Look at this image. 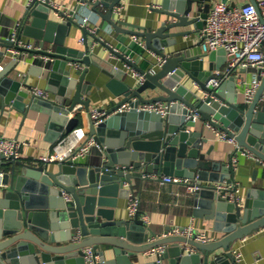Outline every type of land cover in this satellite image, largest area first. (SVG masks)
<instances>
[{
    "label": "water",
    "instance_id": "water-1",
    "mask_svg": "<svg viewBox=\"0 0 264 264\" xmlns=\"http://www.w3.org/2000/svg\"><path fill=\"white\" fill-rule=\"evenodd\" d=\"M121 1L80 0L70 15L61 19L54 15L50 0L31 1L20 35L40 41L44 47L39 52L52 57L47 66L38 59L30 67V73L46 77L51 92L48 97L31 91L29 74H10L18 61L6 53L13 42L0 36L2 106L45 114L48 140L56 141L82 123V111L75 110L77 104L86 111L91 108L94 82L86 76L92 65L108 76L106 86L118 98L106 108L108 116L100 122L88 114V135L98 144L97 161L68 156L55 165L24 158L0 162V167L4 162L9 164L0 186V264H164L166 258L168 264H236L232 243L264 226V166L261 181L248 188L241 203L218 192L214 182L234 180L236 166L229 159L208 156L213 145L203 150L208 141L206 129H197L193 117L194 110L198 111L204 122L235 136L240 151L252 152L256 164L253 177L257 179L264 161V74L254 97L246 102L239 100L242 90L234 74L218 86L209 82L216 76L214 69L226 60L224 49L196 53L184 46L167 52V46L176 43L178 36L202 29L213 0H162L157 9L162 18L149 28L116 19L114 7ZM82 3L89 4L102 17L97 33L108 21L119 32L143 38L145 45L165 61L151 72L121 54L127 64L145 73L144 81L138 82L126 68L107 60L104 66V57L93 51L88 36L103 44L104 41L87 28L83 27V47L68 45L66 37L72 26L80 25L76 15ZM189 24L194 27L174 29ZM207 55L218 62L211 61L206 67ZM75 62L84 67L77 68ZM186 75L202 92L182 82ZM158 100L174 101L167 115L137 107ZM127 102L131 108L115 111ZM72 111L75 112L70 116ZM147 173L176 175L199 184L191 193L194 214L214 218L216 227L226 234L201 242L170 234L168 227L164 235L157 236L139 214L116 216L119 198L134 192L132 179ZM101 244L106 247L100 248ZM160 244L166 245L165 251L145 259L143 253ZM187 244L197 250L191 251ZM88 245L101 254L99 262L86 261L83 248Z\"/></svg>",
    "mask_w": 264,
    "mask_h": 264
},
{
    "label": "crops",
    "instance_id": "crops-1",
    "mask_svg": "<svg viewBox=\"0 0 264 264\" xmlns=\"http://www.w3.org/2000/svg\"><path fill=\"white\" fill-rule=\"evenodd\" d=\"M54 1L63 4L64 8L67 10H71L78 2H80L79 0ZM214 1L215 0H213L212 3ZM231 1H235L236 4H240L248 0H228L229 3ZM29 2L30 0H0V36L2 38H7L15 27L22 24V19L29 6ZM161 2L162 0H122L121 3L123 6L121 11L115 12L114 15L116 19L125 22L144 24L149 28V26L152 24L155 25L158 23L159 19L162 18V14L157 11ZM100 9L104 11L106 8L101 5ZM54 15L57 18H63L57 14ZM77 16H88L89 20L87 24L95 27L96 29L102 20L100 14L94 11L87 3H82ZM121 25L131 28V26L127 23H122ZM193 27V24H189L186 26H178L174 29L180 30ZM83 29L84 28L81 25H73L70 35L66 37V43L68 45L83 47L84 42L80 41V38L85 36ZM92 33L97 34L104 41L103 44L102 42L96 40V38L92 35L89 34L88 36L93 51L104 57V66L108 65L106 60L115 63L119 67L126 68L129 71V75L137 79V76L135 77L134 75V71L121 57L122 54L136 62V64L140 67L146 69L151 67L152 62L154 61L153 50L149 49L147 46H142L133 38V34L115 30V28L108 21L104 22L103 27L98 33L96 31ZM199 36L200 30L194 31L191 34L178 36L176 43L167 46V52L173 53L184 46H188L191 52L202 53L203 51L199 43H196L199 40ZM23 37L29 38L24 34ZM139 38L144 40L141 37ZM109 46L113 47V49H110ZM218 56H221V54ZM205 59L206 67L209 66L211 61H213L214 64L218 62L217 58L211 60L208 55L205 56ZM8 60L9 58L5 59V62H3L2 65L6 64ZM36 61L38 62V60L33 57L21 60L15 67H13L10 74H14L19 77H24L29 74L32 86H41L49 90L47 87L46 77L30 73V67L35 64ZM225 63L226 60L222 63L221 67L224 66ZM45 65L47 66V63ZM257 71L258 70L256 68L251 66H240L232 72V74L236 77L237 84L242 90L239 100H244L243 90L246 83L252 79L253 75ZM86 78L94 82L92 88L93 93L91 108L94 106L108 108L118 99L108 86H106L105 82L108 79V76L103 74L99 67L92 65ZM182 82H184L189 88L194 89L197 92H202L200 86L197 85V83H195V81L188 75L182 78ZM149 93L150 92H146L145 94L148 95ZM78 106H80V104L76 105V107ZM82 115V123L80 125H82L88 133V114L86 112H82ZM46 122L47 116L45 114L32 109L29 110L28 113H25L23 110L16 108L13 105H6L3 107L0 99V134L25 141V143L21 146L22 159H39L41 155L47 154L53 150V147L59 138L56 141H50L46 138ZM196 122L197 129L203 128L204 121L200 118V116ZM192 128L194 127H191V129ZM205 129L204 133L208 137V141L204 143L203 150H206L210 145H213V149L208 156L211 158H222L228 160L234 148L233 145L229 142L215 138L212 128L205 127ZM97 152L98 144L96 142L92 145L90 151L81 158L85 161H97L99 159L96 154ZM237 156L238 162L236 165V175L234 180L241 184L242 195L245 197L248 188L250 186L257 185L258 182L261 181L260 176L264 165L259 167V172L256 174L257 179H254V168L256 167V164L253 162V157L241 151L238 152ZM1 161L2 160H0V162ZM56 161L57 160L48 161L46 163L55 165ZM8 165V162H4L2 168L5 169ZM162 176H164V174L147 173L144 174L143 177H135L132 179L134 194L140 198V211L138 214L141 218H143L144 214L149 216L151 221L146 224L154 230L157 236L164 235L168 227L176 224L186 225L189 223H193L198 229L205 230L211 237V240H216L226 234V232L216 227L214 218L194 214L191 192L188 191L184 182L163 181ZM126 185H128V182H126ZM128 199L129 196L119 198V204L116 207V216L128 217ZM244 236H246L245 239L241 237L232 243L230 248L231 251L234 248H238L243 256L244 264H264V226L257 228ZM103 247H106V244L100 245V248ZM186 247L188 248V244ZM196 250L197 249H195V251ZM143 254L145 259L157 257L151 254L149 249ZM168 261L169 258H166L163 262L164 264H168Z\"/></svg>",
    "mask_w": 264,
    "mask_h": 264
},
{
    "label": "built area",
    "instance_id": "built-area-1",
    "mask_svg": "<svg viewBox=\"0 0 264 264\" xmlns=\"http://www.w3.org/2000/svg\"><path fill=\"white\" fill-rule=\"evenodd\" d=\"M32 0H30L29 4ZM45 1V0H42ZM80 1V0H79ZM122 2V1H121ZM118 3L114 7L115 12H120L122 3ZM50 4L53 6V11L58 16L65 17L70 15V10L64 8L63 4L50 0ZM76 18L81 26L87 28L90 32H95L96 28L87 24L89 17L83 16ZM22 24L15 27L11 34L7 37L13 43L7 48L8 57L17 59V61L25 60L29 55L35 59H40L42 63H45L52 59L51 56L39 52L44 46L34 39L24 38L21 36ZM133 38L137 40L142 46H146L144 40L140 39L138 35L133 34ZM85 36L80 38L81 42H84ZM199 43L203 52H211L212 50L224 49L226 55V63L224 66L214 69L215 77L210 79V83L214 86H218L223 80H226L232 72L242 67H254L258 71L253 75L252 79L246 83L243 90L244 101L250 102L255 95L257 88L261 84L262 75L264 74V0L246 1L240 4L231 6L228 1L215 0L210 7L206 22L200 30ZM151 67L148 69L151 72H155L164 61L165 57L156 54L154 51ZM77 68H83L84 65L75 62ZM134 71V75L138 82H143L145 79V73L130 66ZM261 70V71H260ZM198 85V84H197ZM31 91L37 95L48 97L49 91L45 87L32 86ZM261 100L264 102V91L261 95ZM174 101L166 102L162 100L140 103L137 107L139 109L154 110L160 113L162 116L167 115L170 112V108ZM130 103H124L115 111H122L131 108ZM75 110H81L90 115V117L97 123L108 116L106 108L102 106H94L89 110H85L82 106H78ZM72 111L71 114H74ZM200 114L194 110L193 117L195 120L199 118ZM203 127L212 128L215 138L229 142L233 145V150L229 158V163L234 166L238 162V144L235 136H230L228 131L212 125L209 121L203 123ZM25 141H21L15 137H9L4 134H0V160L8 161L10 159L22 158L21 146ZM96 143L93 136H89L86 129L82 125H78L70 132L62 135L55 143L53 150L47 154H43L39 157L44 162L60 160L64 157L72 156V158L84 157L91 149L92 145ZM235 150H237L235 152ZM251 157L253 153L250 151H241ZM264 165V161H262ZM120 166V165H117ZM5 170L0 167V186L3 183ZM163 181L184 182L188 191L191 193L200 187L199 184L191 183L188 178L176 176V175H164ZM215 189L218 192H223L224 196L229 197L230 200L241 203L243 200L242 186L236 181H216L214 182ZM68 196V194H67ZM128 216L133 217L140 211V198L130 192L128 204H127ZM144 221L150 222V218L147 214L143 215ZM170 234H179L187 237H192L201 242L211 241L209 234L202 229H198L193 223L186 225H173L169 228ZM81 237L80 233L76 234V238ZM243 239L246 236L242 237ZM166 249L165 244H160L149 249V252L155 256L161 255ZM188 249L195 251V247L188 245ZM85 252L86 261L89 263H96L101 260V254L95 250L92 245L85 246L83 248ZM233 254L236 257V264H244L243 256L238 248H234Z\"/></svg>",
    "mask_w": 264,
    "mask_h": 264
}]
</instances>
